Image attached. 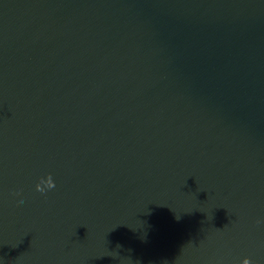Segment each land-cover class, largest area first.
Wrapping results in <instances>:
<instances>
[{
  "label": "water",
  "instance_id": "water-1",
  "mask_svg": "<svg viewBox=\"0 0 264 264\" xmlns=\"http://www.w3.org/2000/svg\"><path fill=\"white\" fill-rule=\"evenodd\" d=\"M245 258L264 264V0H0V264Z\"/></svg>",
  "mask_w": 264,
  "mask_h": 264
},
{
  "label": "clouds",
  "instance_id": "clouds-1",
  "mask_svg": "<svg viewBox=\"0 0 264 264\" xmlns=\"http://www.w3.org/2000/svg\"><path fill=\"white\" fill-rule=\"evenodd\" d=\"M55 187H56V184H55L52 176L51 175H48V177L46 179L45 178H41L40 183H38L36 185V190L38 192L45 193L47 190L54 189ZM19 203H21V204L24 203V200H23L22 197L20 198ZM243 264H251V261L249 259L245 258L243 260Z\"/></svg>",
  "mask_w": 264,
  "mask_h": 264
}]
</instances>
